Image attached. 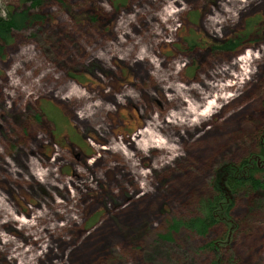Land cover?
I'll list each match as a JSON object with an SVG mask.
<instances>
[{"label": "rangeland", "instance_id": "obj_1", "mask_svg": "<svg viewBox=\"0 0 264 264\" xmlns=\"http://www.w3.org/2000/svg\"><path fill=\"white\" fill-rule=\"evenodd\" d=\"M30 2L0 0V17ZM38 3L41 19L0 56V264H210L224 224L206 236L170 226L197 214L216 167L257 149L264 0ZM253 17L260 32L236 51L209 49ZM245 51L257 56L248 79L218 89ZM184 98L220 107L192 123ZM147 126L168 149L133 142ZM250 201L235 198L223 264H264V210Z\"/></svg>", "mask_w": 264, "mask_h": 264}, {"label": "trees", "instance_id": "obj_2", "mask_svg": "<svg viewBox=\"0 0 264 264\" xmlns=\"http://www.w3.org/2000/svg\"><path fill=\"white\" fill-rule=\"evenodd\" d=\"M30 1L29 6L10 10L5 17H0V56L3 55L5 45L10 42L14 30L29 27L41 19V16L33 10L39 4L38 0ZM259 26L257 17L248 18L241 30L212 46L219 50L235 49L250 40L252 35H258ZM187 41L190 45L196 44L192 38H188ZM79 80H82V77ZM209 186L210 195L199 201L197 214L184 220L174 221L170 231L183 228L196 235L206 236L216 224H224L228 229L225 235L207 244V247L214 252L210 264H223L221 253L218 251L230 239V232L235 227L232 217L235 198L242 194L249 196L251 210H264V127L259 132L255 152L238 162H226L216 167L209 180ZM170 231L167 235H171Z\"/></svg>", "mask_w": 264, "mask_h": 264}, {"label": "bare ground", "instance_id": "obj_3", "mask_svg": "<svg viewBox=\"0 0 264 264\" xmlns=\"http://www.w3.org/2000/svg\"><path fill=\"white\" fill-rule=\"evenodd\" d=\"M254 58H257V56L255 54H249L246 51L243 52L241 55H238L236 57V60H237L238 64H241V66L242 65L244 66V71H242L239 74H233L234 80L230 83L217 84L216 85L217 88L220 90L223 89L224 87L240 88L242 83H244L248 79V75L252 72L250 67H249V63ZM80 93L81 92L74 86L72 87V89L70 91V95H78ZM229 94H231V95H229ZM235 95L236 94H234V93H226L223 97H224V100H226V99L233 98ZM183 101L185 104H184V108H183L182 113L186 112L189 114H194V116L192 118H187L192 123L201 122L202 120L206 119L211 114H213L220 107V104L216 103L214 100L205 101V103L201 106V109H200V107H198V103L196 101H193L191 99H185V98L183 99ZM170 117H171V122H174L175 119L177 121L181 120L174 114H171ZM151 128H150V126H147V128H143L141 131H138L137 134H135V138H133V142L135 144L141 146L144 149L147 147L165 148V149L167 148L168 149V147H166V144H164V141L162 139L156 138L155 133H154V137L152 139L148 140L145 138L147 129L150 130ZM112 147H114L115 149H117L121 153H125L124 152L125 147L123 145H121L120 143H114ZM15 219H16V217H15ZM17 220L22 225H25V224L26 225H32V223H33L30 220H25L22 218H19ZM13 257H15V255H13Z\"/></svg>", "mask_w": 264, "mask_h": 264}, {"label": "flooded vegetation", "instance_id": "obj_4", "mask_svg": "<svg viewBox=\"0 0 264 264\" xmlns=\"http://www.w3.org/2000/svg\"><path fill=\"white\" fill-rule=\"evenodd\" d=\"M243 28V27H242ZM241 28V29H242ZM217 42H215L214 44H216ZM187 44L189 45V46H193V45H190L189 44V42L187 41ZM213 45V44H212ZM211 45V47L209 48L210 50H218V51H236L240 46H238L237 48H235V49H230V50H219V49H214L213 48V46ZM79 82H81L80 80H79Z\"/></svg>", "mask_w": 264, "mask_h": 264}, {"label": "clouds", "instance_id": "obj_5", "mask_svg": "<svg viewBox=\"0 0 264 264\" xmlns=\"http://www.w3.org/2000/svg\"><path fill=\"white\" fill-rule=\"evenodd\" d=\"M242 6H243V4H241V7ZM105 7L107 8V4H105ZM171 11H177V9H172ZM169 14H171V12ZM217 31H219V30L217 29ZM229 95H231V94H229Z\"/></svg>", "mask_w": 264, "mask_h": 264}]
</instances>
